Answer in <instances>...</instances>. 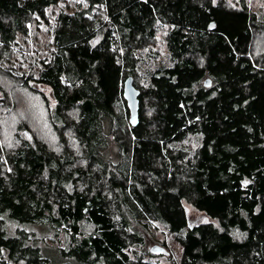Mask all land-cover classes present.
I'll return each mask as SVG.
<instances>
[{
	"label": "trees",
	"instance_id": "16d2710c",
	"mask_svg": "<svg viewBox=\"0 0 264 264\" xmlns=\"http://www.w3.org/2000/svg\"><path fill=\"white\" fill-rule=\"evenodd\" d=\"M73 1L51 21L63 0H0L1 64L37 20L54 45L0 84V264H264V14L245 0ZM17 94L42 106L48 139L11 122ZM152 225L179 261L165 240L148 248Z\"/></svg>",
	"mask_w": 264,
	"mask_h": 264
},
{
	"label": "rangeland",
	"instance_id": "374dc122",
	"mask_svg": "<svg viewBox=\"0 0 264 264\" xmlns=\"http://www.w3.org/2000/svg\"><path fill=\"white\" fill-rule=\"evenodd\" d=\"M227 1L230 4L236 5L240 0H221ZM245 2L248 4L249 8L253 11H257L258 13L264 14V0H245ZM79 4V2H77ZM78 4H75L73 0H63V2L56 6L53 7L52 9L49 10L48 15L50 16L49 19L51 21H54L57 16L60 13H73L76 11ZM29 31H30V39L29 41L22 37L18 36L16 39V43L14 44V50L13 53H15V57L10 59L8 63H0L4 69H1L0 73V84L4 89H10L11 85L13 84L14 79H18L20 75H22L25 71L30 72L31 70H35V68H30L29 65H37L38 61L45 58L46 55H50L51 52L54 49L53 45V39L48 37V31L47 27L44 25V23L40 22V20H37V22L30 24L29 26ZM164 37L161 36L155 43H154V48L159 49L160 54L165 53V48L163 43ZM256 51L257 52H262L264 51V40L260 39L259 43L256 44ZM154 52V51H151ZM17 53V54H16ZM144 53H149V50H146ZM158 60V59H157ZM157 60L152 59V64H155ZM32 62V63H31ZM152 64H147L146 67L140 66L141 71H144L146 69H150ZM11 70L14 71L13 74H11ZM10 75L9 76H4L5 74ZM140 85H143L144 82L140 78L138 81ZM15 92H17L16 89H14ZM14 92H11V95ZM2 95H0V98ZM31 99V98H30ZM29 97L23 95V94H17L16 98V107L15 112L13 113V117H11V122H16V125H21L23 123L26 129L28 127V130L26 131H21L20 134L26 138V139H33L35 138L34 134L40 136L41 134L43 135L44 139H48L49 136L51 135L49 133L47 121H46V114L42 110V106H38L36 100H31ZM32 103V105H31ZM54 103H52L53 105ZM20 116V117H19ZM19 118V119H15ZM40 133V134H39ZM190 144H187V146L183 148H189L190 149V155H194L195 148L197 146V143L193 140ZM112 155L113 159L116 162L117 161V148L116 146L113 145L112 149ZM191 215L193 219H196L197 217H201V221H205V217L202 216L199 212H197L194 209H191ZM158 225H152L150 228V231L146 239H149L147 241L148 248L153 246L152 240L157 241L156 239L159 240H165L167 242L169 251L172 252L174 257L179 261L182 257V247L179 245V243L174 239V237L167 235L166 232H164L161 227L158 226V231L155 232L154 230L157 229ZM155 227V228H154ZM154 228V229H153ZM152 239V240H151ZM56 245L60 248L64 247V238L61 236L56 243ZM146 247V246H145ZM144 247L138 248L140 253H144L145 259L148 260L150 257L146 255L145 252H143ZM8 251L3 250L2 257L4 261L10 262L9 256H8ZM154 261L160 263V264H170L167 256H162L159 258L153 259Z\"/></svg>",
	"mask_w": 264,
	"mask_h": 264
},
{
	"label": "water",
	"instance_id": "95a60500",
	"mask_svg": "<svg viewBox=\"0 0 264 264\" xmlns=\"http://www.w3.org/2000/svg\"><path fill=\"white\" fill-rule=\"evenodd\" d=\"M211 85L210 81L206 82V86L209 87ZM139 91L133 85V79L128 78L124 84V98L128 103V108L130 110L131 118L130 122L133 127L137 126L139 123ZM151 251L155 254L162 253L165 250L161 247H153Z\"/></svg>",
	"mask_w": 264,
	"mask_h": 264
}]
</instances>
